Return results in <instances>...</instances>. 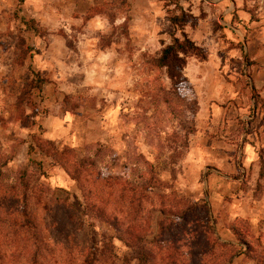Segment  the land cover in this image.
<instances>
[{"label":"rangeland","instance_id":"obj_1","mask_svg":"<svg viewBox=\"0 0 264 264\" xmlns=\"http://www.w3.org/2000/svg\"><path fill=\"white\" fill-rule=\"evenodd\" d=\"M165 1L0 0V264H75L88 250L138 264L130 222L152 264L264 262L262 157L255 174L240 158L247 121L264 140L251 77L264 0L244 3L256 28L232 12L237 31L212 0H181L207 19L185 26L207 57L190 54L179 90L157 66L180 36Z\"/></svg>","mask_w":264,"mask_h":264},{"label":"trees","instance_id":"obj_2","mask_svg":"<svg viewBox=\"0 0 264 264\" xmlns=\"http://www.w3.org/2000/svg\"><path fill=\"white\" fill-rule=\"evenodd\" d=\"M165 1V0H164ZM172 3L175 5L173 9L168 10L170 14L169 20L171 24L174 26L175 29L180 31V36H174L171 43L167 44L161 51L159 57L157 58V66L160 68H164L166 70L167 76L172 82V85L175 89L179 90L183 87L185 83H188V79L184 74V69L187 65V59L190 56V54H194L198 57H200L202 60L206 59V52L205 50L195 43L193 39L190 38L188 33L185 31V26L187 23H190L192 26H195L198 22V18L194 16L191 12V10H186L181 5V0H171ZM165 5L167 6L168 3L165 1ZM34 20L27 21L24 24L32 30H37L36 25L34 24ZM262 168H264V161H261ZM102 180L106 181L107 183L110 181H116L117 177H103ZM14 188V187H13ZM122 190H125L126 187H122ZM96 196V193H93ZM133 204V197L130 199ZM191 209L195 208L194 204H191ZM190 209V208H189ZM131 211L134 213V207H131ZM190 211V210H188ZM187 211V212H188ZM116 214L120 213L118 209H115ZM128 213V216H131V213L126 210ZM187 214V213H186ZM208 216V214L206 213ZM117 219L115 220V223H118V215H115ZM186 217V215H185ZM30 225H32L30 219H28ZM132 222H134V219L132 218ZM128 231L129 234L132 237V241H125L126 244L130 248H134V253L136 252V260L138 261V264H152L151 261L153 260L152 250L150 253H147L144 251V247L142 246V242L140 241V238L137 236H134V233H136L138 226L133 225L131 222L128 223ZM135 224V222H134ZM165 226L162 225L161 230H164ZM137 239V242L134 243V239ZM121 238V237H120ZM122 239V238H121ZM144 243L149 244L144 240ZM208 245L211 244V241H209V238H206V242ZM136 244V245H135ZM59 247V244L56 245ZM85 251V250H84ZM88 254H82L80 258L77 259L75 264H99V258L97 256H94L91 252V250L85 251ZM207 254H201L200 257L196 256V259H199L202 264H204L205 256ZM34 260H36L35 256H33ZM230 260V259H229ZM66 263V261H64ZM69 263V262H67ZM217 264V263H216ZM256 264H264V262L258 261Z\"/></svg>","mask_w":264,"mask_h":264},{"label":"crops","instance_id":"obj_3","mask_svg":"<svg viewBox=\"0 0 264 264\" xmlns=\"http://www.w3.org/2000/svg\"><path fill=\"white\" fill-rule=\"evenodd\" d=\"M244 3H245V0H212V1H210V4H212L216 7L217 6L219 7L218 8L219 11H220V8H224L223 12L220 11L221 13L218 16V20L221 23V20L225 18L226 21L224 23L223 22L222 23H223L224 27H227L228 30H230V31L242 30V28H243V25H237V22L232 23L231 21L228 20V17L230 15L232 16V12L236 8H237L236 12H237L238 16L241 19H243L242 23H244V25H247V27H249L250 29L256 28V27H254V25H249V19H250L251 15H249V13L245 10ZM228 4H229V8L226 7ZM232 6L234 7L233 10L231 9ZM191 12L199 20L198 21L199 25L197 26L196 29L201 30V27L203 26L202 22L206 21L207 19H202L200 17L201 15H199V13L197 14L194 10ZM259 18L263 19L261 22H263V24H264V16L262 15V13L259 14ZM198 22H197V24H198ZM252 24H254V22ZM191 27H193V26H191ZM261 29L264 30V25H263V27H261ZM210 30H211V33H213L212 28H210ZM206 62H202L201 64H204ZM190 64H191V62H188V65H187L188 68H189ZM252 72L253 73H252L251 77L254 81V86L256 89L259 90V94L264 100V69L258 67V69H253ZM251 89H253V86ZM255 112L256 111L253 112L254 115H255ZM242 118L244 119V116ZM252 119L253 118H250V120H252ZM262 132H263V128L258 127V125L255 123V121H247L246 122V128L242 134V138L244 140L243 145L241 146L242 152L240 154V158L242 159V166H246L247 164L251 165V163H252V173H254V174L256 171L255 168L257 167V164H258V159H261V157H262L261 160H264V151H261V153L258 151L259 150L258 145H260V147L264 150V143H263L264 140L262 139ZM47 133H46V136H49L51 134L50 132L48 134ZM227 161H228V165H230V168L232 169L233 168L232 158L228 157ZM261 203H262V205H264V199H262ZM263 210H264V208H263ZM263 213H264V211H263Z\"/></svg>","mask_w":264,"mask_h":264}]
</instances>
